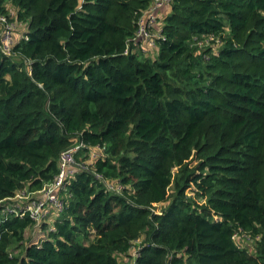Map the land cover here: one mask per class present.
Returning a JSON list of instances; mask_svg holds the SVG:
<instances>
[{
    "label": "trees",
    "instance_id": "obj_1",
    "mask_svg": "<svg viewBox=\"0 0 264 264\" xmlns=\"http://www.w3.org/2000/svg\"><path fill=\"white\" fill-rule=\"evenodd\" d=\"M153 4L0 0V204L81 145L0 264H264V0H170L155 49L132 41Z\"/></svg>",
    "mask_w": 264,
    "mask_h": 264
},
{
    "label": "built area",
    "instance_id": "obj_2",
    "mask_svg": "<svg viewBox=\"0 0 264 264\" xmlns=\"http://www.w3.org/2000/svg\"><path fill=\"white\" fill-rule=\"evenodd\" d=\"M169 3L170 0H154L153 6L138 21V29L132 39L134 44H137L139 39H144L150 47L157 46L155 38L160 37L161 31L155 28L157 24L156 15L163 6ZM0 23L2 25L0 32L1 49L3 53H8L12 43V25L7 24L6 18L2 16H0ZM80 148L81 145H77L61 153L59 171L53 182L44 185L41 190L35 193L24 191L16 194L15 197L9 199L10 205L0 204V224L9 215L23 217L26 214L33 221L39 222L48 214L50 207L61 210L62 205L58 193L66 188L74 174L75 154Z\"/></svg>",
    "mask_w": 264,
    "mask_h": 264
},
{
    "label": "crops",
    "instance_id": "obj_3",
    "mask_svg": "<svg viewBox=\"0 0 264 264\" xmlns=\"http://www.w3.org/2000/svg\"><path fill=\"white\" fill-rule=\"evenodd\" d=\"M165 6H167V5H165ZM165 6H164V8H163V13L167 11ZM154 49H155V48H154ZM6 204H7V205H10V203H6ZM0 217H1V216H0Z\"/></svg>",
    "mask_w": 264,
    "mask_h": 264
},
{
    "label": "rangeland",
    "instance_id": "obj_4",
    "mask_svg": "<svg viewBox=\"0 0 264 264\" xmlns=\"http://www.w3.org/2000/svg\"><path fill=\"white\" fill-rule=\"evenodd\" d=\"M166 10L168 11L169 10V6H166ZM153 53V52H152ZM191 164L192 165H195L194 161H191Z\"/></svg>",
    "mask_w": 264,
    "mask_h": 264
}]
</instances>
